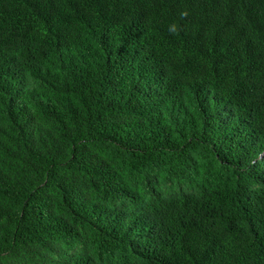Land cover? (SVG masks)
<instances>
[{
  "label": "trees",
  "instance_id": "obj_1",
  "mask_svg": "<svg viewBox=\"0 0 264 264\" xmlns=\"http://www.w3.org/2000/svg\"><path fill=\"white\" fill-rule=\"evenodd\" d=\"M0 264H264V0H0Z\"/></svg>",
  "mask_w": 264,
  "mask_h": 264
}]
</instances>
